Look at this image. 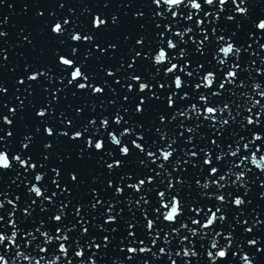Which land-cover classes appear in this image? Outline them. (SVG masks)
Returning a JSON list of instances; mask_svg holds the SVG:
<instances>
[{
    "label": "snow or ice",
    "instance_id": "obj_1",
    "mask_svg": "<svg viewBox=\"0 0 264 264\" xmlns=\"http://www.w3.org/2000/svg\"><path fill=\"white\" fill-rule=\"evenodd\" d=\"M0 8V264H264L262 0Z\"/></svg>",
    "mask_w": 264,
    "mask_h": 264
},
{
    "label": "water",
    "instance_id": "obj_2",
    "mask_svg": "<svg viewBox=\"0 0 264 264\" xmlns=\"http://www.w3.org/2000/svg\"><path fill=\"white\" fill-rule=\"evenodd\" d=\"M23 2H24V0H16L17 8L14 9V11H18V10H19V4H20V3H23ZM42 2H46V0H42ZM83 2H84V3H91V0H83ZM262 2H264V0H262ZM69 3H70L71 6L76 7V5H77L78 3H80V0H69ZM221 7H225V8H227L228 5H222ZM76 10L78 11L79 9L77 8ZM7 12H8V10H7L6 8H0V15L7 14ZM13 19H15L16 22H20V20H21L20 17H14ZM10 22H11V21H10ZM10 76H11V74H8V73L5 74V78L10 77ZM9 94H10V93H9ZM0 99H3V98H0ZM5 103H7L6 100H5ZM9 106H11V104H9ZM12 127H13V126H9V130H11ZM3 179L7 180L8 177H7V176H4Z\"/></svg>",
    "mask_w": 264,
    "mask_h": 264
}]
</instances>
